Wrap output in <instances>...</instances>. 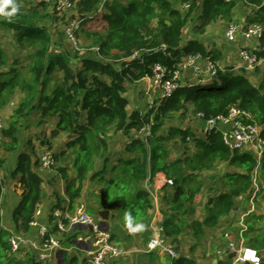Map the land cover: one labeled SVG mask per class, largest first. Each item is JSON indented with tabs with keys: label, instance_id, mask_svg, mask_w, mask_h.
<instances>
[{
	"label": "trees",
	"instance_id": "16d2710c",
	"mask_svg": "<svg viewBox=\"0 0 264 264\" xmlns=\"http://www.w3.org/2000/svg\"><path fill=\"white\" fill-rule=\"evenodd\" d=\"M174 1L177 0H74L77 10L75 18L80 21V27L75 31L79 47L86 51L99 48L98 56L93 51L94 56L83 55L82 67L77 72L67 63L68 52L55 49L56 43L44 25L34 22L30 16L21 15L20 11L11 21L0 15V18L4 17L0 19V25L12 29L18 41H28L32 46H39L33 52L31 82L21 84L18 70L0 73V104L6 103L16 88L21 86L29 94L27 100L17 109L18 117L29 114L36 108L43 109L44 114L55 113L59 116L57 127L52 134L57 136L67 132L73 137L69 146L78 145L74 161L77 174L68 180L66 189L70 207H74L76 200L82 195L83 180L94 165L95 156L108 150L105 136L108 128L114 125L129 137V140L131 138L126 147L127 156H123L114 164L111 176L105 174L109 161V157L105 156L103 168L96 171L93 178L97 177L105 186L104 197L120 210L119 220L124 226L123 214L129 208L133 210L137 221L149 219L154 203L145 188V182L160 181L158 174L163 172L167 181L163 183L162 188L165 189L170 183L175 188L174 194L164 196L162 219L159 222L168 238H176L189 228L198 236H202L205 226L215 225L221 216L233 210L236 197L251 195L254 191L252 181L256 170L262 183L260 194L264 198V151L260 161L248 151H233L224 144L222 134L216 131L206 139L199 138L189 128L172 127L167 135L160 133L168 116L174 112L185 113L190 102L195 113L202 112L207 118L227 114L230 106L239 104L243 109L250 111L261 124V135L264 138L263 84L257 87L243 74L219 70L207 81L196 82L191 86L182 85L162 102L159 111L153 114V134H160L151 138L149 145L137 134L146 126L149 114L136 109L128 112L129 100L123 95L128 81L140 80L150 75L152 64L155 62H161L171 68L183 54L199 52L213 60L219 58L216 50L209 51L195 39L182 45V29L187 17L173 6ZM198 1L194 0L193 5ZM247 2L256 7L254 15L248 18V23L258 22L264 26V0ZM234 4L233 0H204L201 30L218 15L231 18ZM155 16L157 24L154 26L152 19ZM261 45L258 53L264 57V31ZM134 55L138 56L132 60ZM6 60L7 57L0 48V71ZM118 65H121V68ZM57 70L64 73L63 77L55 88L46 94L51 78ZM81 88L86 91L80 97ZM82 118H86L84 123L81 122ZM16 119L8 129H3V133L9 138L5 142L8 152L16 150L20 143L16 135ZM188 137L192 138L199 153L195 157L184 156L170 161L169 149L163 146V142L179 138V142L185 144L188 143ZM218 161L238 168L226 176L230 188L222 191L216 198L209 199V216L203 221L194 220L187 225L179 217L182 214L195 213L192 204L202 188L199 172L212 168ZM2 163L4 161L0 158V166ZM186 167H190V172L185 173ZM19 173L24 192L13 217L18 229L28 231L42 200V177L32 170L27 153H21L19 156L18 166L13 174L16 176ZM65 177L69 178L67 174ZM2 197L3 186L0 180V264H46L37 261L35 257L19 259L10 254L11 232L2 226ZM57 206L60 207L59 204ZM112 236L116 240V236ZM69 238L63 240V245H72ZM71 238L73 240L75 236ZM257 249L261 255L264 254L258 247ZM64 258L68 264L74 261V256H70L67 250L64 251ZM168 264L195 262L184 256H177L170 257Z\"/></svg>",
	"mask_w": 264,
	"mask_h": 264
},
{
	"label": "rangeland",
	"instance_id": "374dc122",
	"mask_svg": "<svg viewBox=\"0 0 264 264\" xmlns=\"http://www.w3.org/2000/svg\"><path fill=\"white\" fill-rule=\"evenodd\" d=\"M233 1L235 2L236 0ZM15 3L19 5L21 15L30 16L34 22L44 25L48 29L54 42L56 43L55 49L68 52L69 58L67 59V63L69 64V67L73 71L75 72L80 71V67H82L81 58L83 57L84 54L92 55L93 53H95L97 55L99 51L98 47L95 48L96 50H92L93 53L92 51H86L85 49L79 47L77 38H76L77 43L75 44L67 35L66 27L68 21L76 17V13H77V10L75 8L76 6H73V8L69 10L59 12L54 8L52 4L47 3L43 0H15ZM254 12L255 11L253 9L248 11L247 18L253 16ZM3 18L4 17L0 19ZM198 20H199L198 22L197 21L194 22V17L193 15L191 16V18L188 20L187 27L185 28L186 30L183 35V39L187 40L190 37L197 38L200 39L198 40V42L205 44L203 45L205 48L207 49L215 48V46L218 45V42L212 40L213 33L211 34V32L208 31L207 30L208 28L206 27L203 28V30L201 31L200 25L202 24L203 21L202 19H198ZM152 24L154 26L157 24L156 16L152 19ZM250 24L252 23H248V19H247V23L243 25H250ZM214 28L218 29L217 27ZM236 39L237 38L228 41L233 42L236 41ZM224 45L228 46L229 43L227 44L226 41ZM36 47L39 46H32L28 41H24L23 43H21L20 41L17 40V37L15 36V32L12 29H10L7 26L0 25V48L7 57L6 62L2 65L1 68L2 71H0V73L18 70V72H20L21 84L24 82H31L32 75L30 73V69L34 64L33 52L34 49H36ZM219 48L223 50L222 47ZM245 48L248 47L241 48L240 56L239 53L238 55L235 56L233 55L232 52H230V54H222L221 58L220 59L218 58L216 60L213 59L209 60L208 59L209 57L205 58V56L199 58L194 63V67L187 69L186 72L184 71L185 73L183 72L185 74V81L186 80H188L189 82L193 81L191 79V72L194 74V76L197 75L196 76V78H198L197 82H201V81L203 82L209 80L212 76L217 74L219 70H222L223 72L232 71L234 73L235 72L244 73L245 71H250L251 69L248 67H244L245 68L244 69L243 67H240V65H236L237 67L230 65L234 61L238 59L240 60L241 52ZM250 50L263 59L262 61H260L259 58L260 61L259 65L251 71L252 75L250 74L247 75V78L251 80V82H253L257 87H260V85L263 84L262 93H264V57H261L259 55L258 50L252 48ZM209 51H214V50H209ZM92 56H94V54ZM182 58L183 56H181V59ZM209 61H211L215 65L214 69L208 68V64H210ZM240 61H242V66H243L245 63L243 62L242 58ZM219 64L221 67H219ZM119 67L121 68V65ZM63 74L64 73L60 70H57L54 73V75L51 78V84L47 89L46 94H49L55 88V86L60 81V79H62ZM193 74H192V78L194 77ZM126 86L127 87L123 95L129 100V105L127 106L128 112H131L134 109H137L143 113L148 112L152 100H155L156 103L161 102L159 97L154 98L153 96L152 98L147 91L146 93L144 92V87H148V86L147 84H144L141 81L139 82L136 80H130L128 81ZM85 91L86 90L83 88L79 90L80 97L85 94ZM28 94H29L28 91L24 90L21 86H18V88H16L15 92L10 96L8 101L4 104H0V115L3 118V125L0 128V158L3 159L4 161V163H2L0 166V180L3 186L2 216H4L5 222H8L10 217L11 220L10 222L13 224V227L11 228L13 230L23 232L26 235H30L31 231L30 230L24 231L23 229H18L17 224L14 221V217H13L14 209L19 203L22 197V193L24 192V186H22L20 183L21 174L20 173L16 174V176L13 174L17 169L18 159L20 154L27 153L29 155L32 164V170L38 173L42 177V188H43L42 198L46 199L51 195H53L56 198L55 200L59 201L64 199V197L62 199V195H65V192L67 191L66 189H67L68 180L70 178L76 177L77 172L76 169L74 168V161H75V152L78 148V145L69 146V142L73 138L71 137V134L67 132H62L60 135L57 136H54L52 134L56 129L57 123L59 121V116L57 114L55 113L44 114L43 109L36 108V109H32L29 114H26L22 117H18L17 109L23 102L27 100ZM187 106H188V111H186L185 113L174 112L168 116L167 120L164 123V126L162 127L161 130L162 134L165 132L167 133L170 126H178V127H186V128L188 127L189 129L191 128L193 132H196V134L198 135L200 134L201 127L199 126L198 123L199 119L196 116V113L192 109L193 104L190 102L188 103ZM159 107L160 104L157 106V109L155 111L158 112ZM27 111H29L28 108ZM15 118H17L16 135L18 136L20 143L16 150H14L13 152H8L5 149V142L8 141L9 138L6 137V135L3 133V129H8L15 120ZM81 120H82L81 122L84 123L83 120H86V118H82ZM137 134H140V132ZM158 134L159 132L154 133V136H157ZM105 139L107 140V144H109V149L95 156L94 165L91 166V169L84 178L83 180L84 187L82 189V193H83L82 199L89 204L88 211L94 215L95 220L97 222H100V220L105 218V216L107 215V213L105 212H109L108 210L111 211V213L109 212L110 217L111 215L114 216L117 209L114 207V205L113 207L108 206L110 202H108V200L105 199L104 197L105 186L99 181L97 177L93 178L94 177L93 174L94 172L102 168L103 162H105L104 157L109 155L110 157L108 159L109 160L108 164H106L107 170L105 174L106 176H111L112 167L114 164L118 162L117 157L121 154H123L122 156H127V154L124 152L123 149H125V143H128L131 140V138L129 140V137L125 136L114 125L108 128V133L105 136ZM188 147L189 146H186V148ZM49 150L54 154V159H55V165H53L52 168H46L45 166L42 165V157L45 151H49ZM183 150L185 151L183 145H181V148L179 150L174 149L171 153L172 158H176L177 156H183L184 155ZM196 150L197 148L193 146L191 154H193V152ZM36 161L39 162L36 163ZM186 168L187 169L185 170V173L190 172V170L188 169L190 167H186ZM62 170H64L65 172ZM228 170L233 172L235 170H238V168L218 161L215 163V165L212 168L204 169L199 172L200 174L199 180L202 183V188H201V192L198 194L197 197L200 198L199 200L201 204H203V202L208 203L211 197L214 198L217 194L226 190V187L228 189L230 188V185L227 182V178H226L227 174H229L230 172ZM65 174H67L69 178H66ZM161 182H166V181L161 180ZM161 182L159 184L163 185ZM252 183L253 186L255 187L256 184L259 185V190L257 191L256 199L254 198L255 201L254 200L251 201L248 198V200L246 201H240L238 205L242 203L244 209L247 208L249 209L253 207L254 210L253 215L255 217L251 219H246L245 224L248 225L246 226L244 233L246 234L249 231L248 238L251 240L252 245L255 246L256 248L258 247L260 250L264 252V198L260 194L262 189V183L258 170H257V174H254ZM213 184L216 186L218 185V188L215 189L213 187ZM170 192L172 193L173 190H171ZM245 195L246 194L240 196L244 197ZM3 210H4V215H3ZM246 214H244V216H246ZM3 225L4 224L2 222V226ZM3 227L9 230V227L7 226H3ZM113 232L114 231H112V233ZM83 234L86 233L84 232ZM69 237L70 236L67 235V239ZM122 237L121 240H119V242L123 244H119L117 242L116 243L121 247L124 254L115 260H111L108 264H142L141 262L143 260L141 261H138L137 259L134 260V256H130V254L125 255V251L131 250L129 249L131 247L128 248L127 246H124L127 245L125 243L130 244L132 241H137V239L135 238V240H132V238H129L128 236H126V234H122ZM69 239L70 241L74 240V239L71 240L72 239L71 237ZM71 243L72 242H70V244ZM75 243L73 244L77 246V244ZM64 247H68V246L64 245ZM74 250L76 254L73 252V250L67 251L70 253V255L75 254L74 261L71 264H80L82 256H86V253L78 250V248H75ZM16 257L19 259L22 258L20 255ZM63 260L65 261V264H68L65 258H63Z\"/></svg>",
	"mask_w": 264,
	"mask_h": 264
},
{
	"label": "built area",
	"instance_id": "2783aa9c",
	"mask_svg": "<svg viewBox=\"0 0 264 264\" xmlns=\"http://www.w3.org/2000/svg\"><path fill=\"white\" fill-rule=\"evenodd\" d=\"M43 1L52 4L59 12L69 10L74 6V0ZM79 27L80 21L77 18H72L68 21L66 27L68 37L75 44L77 43L75 31ZM263 31L264 26L258 22L250 25L231 23L226 28L225 36L227 40H233L241 33L247 39L256 40V50H259ZM250 49L245 48L242 50L241 58L245 63L244 65L253 70L259 65L262 58ZM135 56L138 55L133 57ZM202 57L201 53L186 54L184 59H177L178 61L171 68L161 62L153 63L151 67L152 73L145 76L152 86V88L147 90L149 95L153 98L155 94H158L161 102L171 97L182 86L183 72L194 67V63ZM208 59L210 60L211 58ZM209 62L208 68L214 69L215 65L211 61ZM160 103H156L155 100L151 101L150 109L148 110V122L140 132L147 145H149V140L154 135L153 127L155 121L153 114ZM196 116L203 121L201 137L207 138L212 132H220L224 144L231 150L249 149L254 155L257 153V158H261L264 151V138L261 135L262 126L255 120L250 111L243 109L239 104H234L230 106L227 114L207 118L204 113L198 112ZM2 125L3 118L0 115V128ZM188 140L191 142L192 138L188 137ZM42 165L46 168H52L55 165L54 154L50 150L45 151L42 157ZM255 174H257V170ZM161 183L163 184L164 182ZM258 190L259 185L256 184L250 196L251 201H255ZM41 212V207H38L30 223L29 230L31 231L34 228V233L31 231L30 235H26L23 232L9 229L11 232L9 239L11 243L10 254L14 257L19 255L23 259L35 257L37 261L46 264H65L62 248L64 245L62 242L67 238V235L75 236L76 244L86 252L87 260L82 264H108L111 260H115L124 254L121 247L113 239L111 230L95 220L94 215L88 211V206L85 202L80 201L74 207L53 208L46 222L39 220ZM242 224L239 241L234 239L232 231L225 233L228 242H226L225 248H219L217 253L221 257H224L225 254H231V256H226L222 264H263L260 251L245 240L244 232L246 226L243 222ZM84 232L86 234H83ZM167 238L164 227L159 224L155 230V235L149 241V251L161 249L171 258L179 256L177 247L169 243Z\"/></svg>",
	"mask_w": 264,
	"mask_h": 264
},
{
	"label": "crops",
	"instance_id": "0c3cea01",
	"mask_svg": "<svg viewBox=\"0 0 264 264\" xmlns=\"http://www.w3.org/2000/svg\"><path fill=\"white\" fill-rule=\"evenodd\" d=\"M122 1L123 2H130L131 0H122ZM203 1L204 0H199L195 5H193L194 0H188V1H183V2L181 0H177V1L173 2V6L177 9H179L185 18L187 17L186 18V24L182 29V45L183 46L186 45L189 40H192V39H195L197 41L200 40V39L191 38V37L187 40H184L183 35L185 33V30H186L185 28L187 27L188 20L191 18L192 15L194 17V22L195 21L198 22L199 21L198 19H202V3H203ZM251 9L255 10L256 7L249 5L246 0H236L234 7L232 9L231 18L223 17L221 15L216 16L215 19L206 26V28H208L207 30L210 31L211 34L213 33L212 40L217 41L218 45L215 46L216 49L215 48H213V49L209 48L208 50H216L218 52V54H220V56H219V59H220L222 54H230V52H232L233 55H235V56L238 55V53H239V56H240V51H241L242 47H248V48L255 49L256 48V40L247 39L241 33H239L237 35L236 41H233V42L228 41L226 39V36H225L226 28L229 24L237 23V24L243 25V24L247 23V19H248L247 18L248 17L247 12L250 11ZM200 27H201V25H200ZM214 27H217L218 29H216ZM186 34H188V33H186ZM226 41H227V44L229 43L228 46L224 45ZM200 44H202V43H200ZM202 45H205V44H202ZM219 47H222L223 50ZM185 57H186V54H183V59ZM205 58H208V57H205ZM240 60H241V58H240ZM240 60L238 59L236 61H239V62L234 61L230 65H232L234 67H237L236 65H240V67L244 68L245 66L244 65L242 66V61H240ZM219 67H221L220 64H219ZM251 71L252 70L245 71L244 73H242V72H239V73L235 72V73L236 74H243V75L247 76L249 74L252 75ZM185 72H186V70H185ZM184 73H183V77H182V85L191 86L192 84H194L198 81V78H196L197 75L194 76V74L192 72H191V79L193 81L192 82H189L188 80L185 81V74ZM192 74L194 76L193 78H192ZM136 81H139V82L141 81L144 84H147L148 87H144L145 93L149 88H152L151 82L146 78L136 80ZM157 97H158V94H155L154 98H157ZM144 113H146V112H144ZM198 123H199V126L201 127V129H200L201 132L199 134V135H201L202 134L203 121L199 119ZM172 127H176L179 129H186V127L170 126V128H172ZM161 130H162V128H161ZM190 130H191V128H190ZM168 131H167V133L166 132L163 133V135H167ZM160 133L162 134V131H160ZM193 133L196 136L201 137L198 134H196V132H193ZM181 145H183L185 148V151L183 150L184 155L183 156H177L176 158H172V156H171L172 151L174 149L179 150L181 148ZM163 146L167 150L169 149V152H170L169 153V160L170 161H174L177 158L184 157V156L195 157L199 153V151H198L199 149L195 145L194 142H192V141L189 142V140H188V143L186 142L185 144H182V142H179V138H174L173 140H170V141H164ZM186 146H189V147L186 148ZM193 146L195 148H197V150L194 151L193 154H191ZM126 147H127V143H125V149H123L124 152L127 154ZM177 148H179V149H177ZM108 149H109V144H108ZM122 155L123 154H121L117 157V161H119V159L123 157ZM107 157H110V156L107 155ZM223 163H226V162H223ZM103 164H104V162H103ZM226 164H228V163H226ZM228 171H230V170H228ZM229 173H231V171ZM158 176H159L160 180H162V181L167 180V178L163 172H159ZM159 183L158 182H156V183L145 182V188L149 191L150 198L152 199V201L154 203V209L151 211L152 212L151 216L149 217V219L142 222L146 226L145 230L140 231V232H136V233H130L124 226H122V224L119 220L120 210H118V209L116 210L115 208L114 209L116 210V213L114 214V216L111 215V217H110L111 211L108 210L110 213L105 212V213H107V215L105 216L104 219L100 220V222L106 228L115 232V233L113 232L114 235L116 234L115 235L116 236L115 242H117L119 244H123V243L119 242V240H121L122 234H126V236H128L129 238H132V240H135V238L137 239V241H132L130 244L125 243L127 245H124V246H127L128 248L131 247V248H129L131 250H128L129 252L125 251V250L124 251H125V255L130 254V256H134V260H136V259L138 261L143 260L141 262L142 264H168L169 259H170V256L168 254L164 253L161 249L149 251V248H148L149 241L155 235V230H156L157 226L159 225L160 220L162 219L161 209L163 208L164 196H171L172 194H174V191H175L173 184L170 183L169 185L166 186L165 189H163L162 185ZM213 187L215 189H217L218 185L216 186L213 184ZM227 189L228 188L226 187V190ZM171 190H173L172 193L170 192ZM200 192H201V190L199 191V193ZM198 194L196 195V198L192 204V207L195 209V213L192 215L182 214L181 217H179L180 220H183L187 225L191 224L194 220L203 221L210 214L209 209L207 207L208 203L203 202V204H201L200 200H199L200 198L197 197ZM219 194H217L214 198H216ZM82 195H83V193H82ZM63 197H64V199H63ZM82 198H83V196L78 198L76 200L75 205L80 201L85 202ZM55 199L56 198L53 195H51L50 197H48L46 199L42 198V200L40 201L39 207H41L42 212L39 216V220L41 222L47 221L48 215L51 212V210L53 209V206H55L57 204L60 205V208H65V207L70 206V199L68 198L66 192H65V195H62L63 200H61V202H58ZM237 199H239V200H237ZM246 200H248L247 194L244 197H241V196L236 197L233 210L229 214L221 216L218 223H216L215 225L209 226V227L205 226L204 227V234L202 236H198L197 233L195 231H193V229L189 228L184 234H181V235L177 236L176 238H172V237L167 238L169 243H172L177 247V249L179 251V256H184L188 259H192L195 262V264H222L223 260H225L226 256H231V254L230 255L225 254L224 257H221L217 253V250L219 248H225L226 242H228L226 237H225V233L228 231H232L234 234V239L239 241V239H240L239 236H241L240 230L243 227L242 222L244 223L245 226H247L248 224L247 225L245 224L246 219H251V218L255 217L253 215V212H254L253 207H251L249 209L248 208L244 209L243 208L244 206L242 203L240 205H238V203H240V201H246ZM86 204L89 207V204L88 203H86ZM108 206L113 207V204L110 202V204H108ZM51 207H52V209H51ZM244 214H246V216H244ZM3 215H4V210H3ZM11 217H12V215H11ZM10 221L11 220L9 217L8 222H5L4 216H3V224H4L3 226H7V227H9V229H12L11 227H13V224ZM248 228H249V226H248ZM31 231H32V233H34L35 229L33 228ZM131 235H133V236H131ZM248 235H249V231L246 234L244 233L245 240L249 244H252L251 240L248 238ZM73 243H75V240L72 241V243H71L72 245H70L68 247L63 246L62 247L63 250H67V251L73 250V252L75 253L74 249L78 248V250L85 252L83 250V248H81L78 244L76 246ZM68 254L70 255L69 252H68ZM75 254L70 255V256L75 257ZM63 255H64V253H63ZM262 257H263V264H264V254L262 255ZM86 260H87L86 256H82L80 264L86 262Z\"/></svg>",
	"mask_w": 264,
	"mask_h": 264
},
{
	"label": "clouds",
	"instance_id": "9594fccd",
	"mask_svg": "<svg viewBox=\"0 0 264 264\" xmlns=\"http://www.w3.org/2000/svg\"><path fill=\"white\" fill-rule=\"evenodd\" d=\"M247 1V0H246ZM20 11V7L17 3H15V0H0V15H3L5 18L9 19V21H11V18ZM262 47V45H261ZM256 49V48H255ZM261 49V48H260ZM259 49V50H260ZM199 53V52H197ZM137 56L133 57L132 60H134ZM263 59V58H262ZM245 66V65H244ZM246 67V66H245ZM145 78V77H143ZM142 78V79H143ZM163 102V101H162ZM161 102V103H162ZM160 103V105H161ZM156 112V111H155ZM149 114V112H146V114ZM149 118V117H148ZM256 120V119H255ZM142 131V130H141ZM140 131V132H141ZM141 135V133H140ZM142 137V136H141ZM154 137V135H153ZM152 137V138H153ZM143 138V137H142ZM202 139H206L204 137H199ZM245 151H248L250 153H252L249 149H244ZM235 151V150H234ZM243 151V150H240ZM254 155V153H252ZM255 156V155H254ZM262 157V156H261ZM255 158H257L255 156ZM258 159V158H257ZM261 159V158H260ZM260 159H258L260 161ZM167 181V180H166ZM148 182V181H146ZM149 192V191H148ZM150 194V193H149ZM248 195V194H247ZM252 195V193H251ZM248 195V198L250 200V196ZM123 224L126 227V229L130 232V233H136V232H140L145 230V224L142 222L137 221L136 217L133 214V210L131 208L127 209L124 214H123ZM112 232V231H111ZM113 234V233H112ZM74 239V238H73ZM249 244V243H248ZM251 245V244H250ZM65 250H63L64 252ZM263 258V257H262Z\"/></svg>",
	"mask_w": 264,
	"mask_h": 264
}]
</instances>
